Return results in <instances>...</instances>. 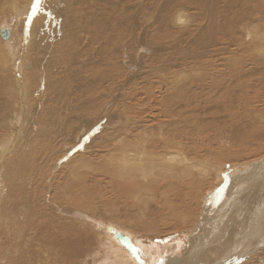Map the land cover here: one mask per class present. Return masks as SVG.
Listing matches in <instances>:
<instances>
[{
  "label": "bare ground",
  "instance_id": "bare-ground-1",
  "mask_svg": "<svg viewBox=\"0 0 264 264\" xmlns=\"http://www.w3.org/2000/svg\"><path fill=\"white\" fill-rule=\"evenodd\" d=\"M0 17V223L11 222L0 263L10 253L15 264H48V246L62 242L71 264H264V0H0ZM72 107L83 108L71 115L85 131L54 170L83 153L69 177L94 165L116 180L106 184L120 186L125 206L134 202L122 211L142 223L139 238L175 235L179 257L164 245L162 261L126 231L72 213L77 192L59 233L48 212L5 209L2 201L27 193L19 179L36 173L45 138L66 121L59 110L68 121ZM98 139L116 144L109 157L87 156Z\"/></svg>",
  "mask_w": 264,
  "mask_h": 264
},
{
  "label": "rangeland",
  "instance_id": "rangeland-1",
  "mask_svg": "<svg viewBox=\"0 0 264 264\" xmlns=\"http://www.w3.org/2000/svg\"><path fill=\"white\" fill-rule=\"evenodd\" d=\"M2 1V0H1ZM12 3H14L13 1H12ZM4 9V10H3ZM2 10V12H4L3 13V16H5V18H8L9 17V14L8 13H10V12H8V9L6 8V11H5V8H2L1 9ZM10 16H11V14H10ZM8 19H6L5 21H7ZM22 20V18H20V21ZM1 21H3V18H1L0 17V24L2 23ZM8 22V25H10V21H7ZM7 25V24H6ZM0 27H1V25H0ZM32 105H33V102L31 103ZM32 107V106H31ZM91 108L92 106H87L86 108ZM48 108V106H44V107H42V110H46ZM53 108H55V107H53ZM74 107H72L70 110H69V115H70V119L67 121V119H68V114L65 112V111H60L59 109V117H60V119L61 120H63V119H66V121H57L58 123H59V126H57L55 129H56V131H58V130H60V131H63L64 129H69V131L68 132H60L59 131V133H54L53 135H51V137L49 138V139H46L45 138V140H46V144H47V146H46V150H45V152L43 153V155L39 158V160L36 162V166L38 167L37 168V170H36V173L34 174L35 175V177H34V175H32V172H30V170H29V173L31 174V176L30 175H28L25 179H23V178H21V179H19V180H25L26 181V185H27V189H26V191H27V193H25V195H13V196H11L10 198H8L7 199V201L4 203V201H2V204H5V209H10V210H13L14 209V205H13V203H17V204H19V207L18 208H20V209H25V211L27 210V208L29 207V211L27 210L26 211V213H28V215H29V217L30 216H32L33 214L34 215H41V214H43V215H46L47 216V214H48V216L47 217H49L50 218V220L49 221H51V222H53V224H54V226L53 225H51L50 226V228H51V230L50 231H54L56 228L58 229H56L55 231L57 232V233H59L61 230H65L66 228H58V227H56L57 225H59V226H68L69 225V219H63L62 220V215H63V212H64V210L62 209L64 206L66 207V206H70L71 204H72V200H71V196L73 195V193H76L75 195L77 196L78 194H79V200H80V208H73V210H72V213H81V214H84V215H86V217L88 218V219H93V220H95L96 222H98L99 224H101L102 226L100 227V225H98V228L99 229H101L102 227H103V229H105V228H111V229H113V230H116L117 232L118 231H126L127 232V234H128V236H129V242L132 244H134V241H138V240H140L141 241V245L144 247V249L146 250L147 248H149V249H153V250H155V249H157L158 250V255H159V258H160V260H164V258H162V256H161V254H162V252L165 250V248L166 247H164V245H168V248H169V246L171 247V245H172V251H170V253H172L173 254V256L174 257H179V254H180V250H178L177 251V249L178 248H180V247H178L177 246V243H176V241L175 240H173V239H175V238H177V236H175V235H173V236H169V237H158V236H155V235H152V237L153 238H151V236H150V238H148L149 240H143V239H140L139 238V236H141V235H139V234H137V232H136V230L137 231H140V229H141V224L142 223H139L134 217H132L131 219H129L128 217H127V215L126 216H124L123 214H124V212L122 211L125 207H128V206H133L134 207V202L132 201V200H130V201H128V202H126L128 205L127 206H125L123 203L125 202V200H122V197L121 196H119V191H120V186L119 185H117V187L116 188H118V189H115V190H113L112 189V187H110V186H112V184H115V183H117V181L116 180H112V178L111 177H109V176H107V175H103V174H100V175H98L97 173H96V169L95 170H92V169H90V167H92V166H94V165H92V166H86L85 167V169H82V175H80L79 176V179H77L76 178V180H73V179H71L70 177H69V174L72 172V167H73V169L75 168V166L77 165V163L80 161V158H81V156L83 155V153H79V154H77L75 157H77V159H75V157H74V160H72L71 162H68L65 166H63L62 168H59V170L57 169V170H54V165H55V162H56V160H57V157L59 158L65 151H66V149L67 148H69V147H71V146H76L75 145V140L74 141H72V137H73V135H77V136H80V133L82 132L83 133V130L85 131V129L83 128L84 127V125H83V127H81L80 126V123L79 122H81V121H79L78 122V120H74V121H72L73 120V117H72V115L71 114H73L74 112H76V113H79V110H83V108L82 107H77V108H74ZM85 108V109H86ZM122 108H124V106H122V105H119V106H116V107H113V109H115V111L119 114L120 113V111L122 110L123 111V109ZM31 109V108H30ZM29 109V107L27 108V106L25 105V109H24V112H25V115L27 114V110H30ZM57 109V108H56ZM99 110V112H100V108H98ZM72 110H74L73 112H72ZM77 110V111H76ZM61 112L63 113V114H61ZM85 112V111H84ZM85 113H88V112H85ZM122 113V112H121ZM120 113V114H121ZM123 114V113H122ZM65 115V116H64ZM89 115V114H88ZM94 116L95 115H93L92 116V118H94ZM127 116V115H126ZM96 117V116H95ZM71 120V121H70ZM80 120V119H79ZM96 120V119H95ZM95 120H92V121H95ZM106 120L107 119H104V121L106 122ZM148 121V120H147ZM57 122H55L56 124H57ZM67 122V123H66ZM77 122V123H76ZM66 123V124H65ZM68 124H69V126H68ZM77 124V125H76ZM71 125V126H70ZM148 125H150V123L149 124H147V126ZM62 126V127H61ZM76 126V127H75ZM2 127V126H1ZM59 127V128H58ZM68 127H70V128H68ZM73 127H74V131H72L73 130ZM77 127H79L78 129H76ZM50 129H51V131L52 132H55V129H54V127H50ZM54 130V131H53ZM152 131H154L153 129H152ZM72 132V133H71ZM112 132V131H111ZM99 132H97V134H98ZM148 134H149V132H148ZM62 135V136H61ZM66 137V139H65V137ZM117 136V135H116ZM53 137V138H52ZM60 137V138H59ZM94 137H96V136H94ZM114 137H115V135H114ZM58 138V139H57ZM68 139H70V140H68ZM52 140V141H51ZM61 141V143H59L60 141ZM67 140V141H66ZM70 141V142H69ZM51 143H53L54 144V147H53V144H51ZM59 143V144H58ZM110 143V144H109ZM106 142L105 144H102V143H100V139H98L95 143H92L91 144V146L89 147V149L91 150V152H90V150L88 149V153H87V156L89 155H92L93 157L95 156L96 158H99L100 156V158H107V157H109V155L108 156H106L105 157V155H104V153L106 152V150H108V146H109V149L110 148H112V147H114V145H116L115 143H113L112 144V147L110 146L111 145V143L112 142ZM109 144V145H108ZM58 145V146H57ZM63 148H62V147ZM78 146V145H77ZM97 147V148H96ZM102 148H103V150H102ZM65 149V151H63ZM77 149V148H76ZM106 149V150H105ZM96 150V151H95ZM102 151V152H101ZM96 152V153H95ZM98 152H99V154H98ZM55 154V155H54ZM101 154V155H100ZM51 156V157H50ZM57 156V157H56ZM88 156V157H89ZM91 156V157H92ZM98 156V157H97ZM102 159H99L100 161L102 160ZM42 160V161H41ZM44 161V162H43ZM89 163H91L92 164V162H89ZM73 164V165H72ZM72 166V167H71ZM96 166H97V164H96ZM42 168V169H41ZM93 168H95V166L93 167ZM35 168H33V170H34ZM40 170V171H39ZM51 171H52V174H51ZM93 172L95 173V174H93ZM39 173V174H38ZM38 174V175H37ZM51 174V177L49 176ZM95 175H96V177H95ZM30 176V177H29ZM83 176V177H82ZM91 176V177H90ZM105 177V178H104ZM106 177H108V178H106ZM41 178V179H40ZM70 178V179H69ZM81 178V179H80ZM103 178H104V180H103ZM109 178H111V180H112V184L110 185V184H106L108 181H109ZM28 179V180H27ZM50 180H52V181H50ZM85 180V182L84 183H81L82 181H84ZM89 180V181H88ZM33 181H34V184H33ZM41 181H43V182H41ZM73 181H74V184H73ZM78 181V182H77ZM79 181H81V182H79ZM32 182V183H31ZM37 182V183H36ZM55 182V183H54ZM93 182V183H92ZM99 183V186H98V183ZM102 182V183H101ZM27 183H29V184H27ZM55 185H54V184ZM77 183V184H76ZM95 183V184H94ZM103 183L104 184H106V185H103ZM48 184V185H47ZM76 184V185H75ZM78 184H80L79 186H78ZM84 184V185H83ZM85 184L88 186H85ZM102 184V186H100ZM107 185H109V186H107ZM51 188H50V187ZM82 186V187H81ZM32 187V188H31ZM49 187V188H48ZM77 187V188H76ZM79 187V188H78ZM85 187H86V190H85ZM90 187V188H89ZM94 188V189H91V188ZM97 187V188H96ZM104 187V188H103ZM107 187V188H106ZM48 188V189H47ZM75 188V189H74ZM101 190H100V189ZM88 189H89V191H88ZM105 189V190H104ZM107 189V190H106ZM28 190H31L30 192L28 191ZM50 190H51V192H50ZM54 190V191H53ZM64 190V191H63ZM72 190V191H71ZM75 192H74V191ZM102 190H104V191H102ZM71 191V192H70ZM80 191V192H79ZM105 191H106V193H105ZM118 191V192H117ZM35 192V193H34ZM44 192H46V193H44ZM95 192V193H94ZM107 192H109V193H107ZM90 193H91V195H90ZM105 193V194H104ZM112 193V194H111ZM114 193H115V195L117 194V196H115L114 195ZM50 195L49 197H48V195ZM96 194V196H94ZM98 194H99V196H102L103 195V197L101 198H99V196H98ZM169 194V193H168ZM45 195V196H44ZM64 195V196H63ZM63 196V197H62ZM105 196V197H104ZM160 196V195H159ZM158 196V197H159ZM42 197H44V200H45V202H43L44 200H42ZM120 197V198H119ZM161 197V196H160ZM36 198V199H35ZM85 198V199H84ZM96 198H99V200L98 199H96ZM161 199H162V197H161ZM21 200H25V201H27V203L26 202H22ZM34 200V201H33ZM36 200V201H35ZM83 200V201H82ZM84 200H86V201H84ZM95 200V201H94ZM102 200V201H101ZM112 200V201H111ZM34 203H33V202ZM42 201V202H41ZM70 201V202H69ZM92 201V202H91ZM68 202L70 203V204H68ZM89 202H91V204H89ZM94 202H97V203H94ZM110 202V203H109ZM50 203V204H49ZM52 203H54V205L52 204ZM82 203V204H81ZM93 203V204H92ZM45 204V205H44ZM63 204V205H62ZM85 204V205H84ZM97 204V205H96ZM27 205V206H26ZM87 205V206H86ZM95 205V206H94ZM104 205H108V206H104ZM42 206H43V208H42ZM47 206V207H46ZM51 206V207H50ZM88 207V208H86V207ZM94 206V207H93ZM26 207V208H25ZM46 207V208H45ZM103 207H107V208H103ZM13 208V209H12ZM47 208H50L49 210H52L51 212H52V214H50V211L47 209ZM84 208V209H83ZM86 208V209H85ZM97 208V210L98 211H96L95 209ZM115 208L116 209H118L119 210V213L118 212H115ZM37 209V210H36ZM41 209H43V210H41ZM48 211H47V210ZM58 209V210H57ZM89 209V210H88ZM90 209H92V210H90ZM45 210V211H44ZM81 210V211H80ZM86 210H88L87 212H85ZM95 210V211H94ZM7 212L9 211V210H6ZM40 211V212H39ZM85 213H84V212ZM10 212H12V211H10ZM33 212H35V213H33ZM41 212H44V213H41ZM46 212H48V213H46ZM56 212L57 214H58V212H59V214L57 215L56 213V215L54 214V213ZM94 212V213H93ZM33 213V214H32ZM46 213V214H45ZM61 213V214H60ZM90 213V214H89ZM92 213V214H91ZM99 213V214H98ZM54 214V215H53ZM98 214V215H97ZM5 214H3V216H4ZM20 215V214H19ZM55 216L54 218H52L53 216ZM90 215H92V217L90 216ZM96 216V217H95ZM101 216V217H100ZM117 218H116V217ZM58 217V218H57ZM94 217V218H93ZM126 218V220H125V222H124V220H123V218ZM61 219V221H59L60 219ZM53 219H54V221H53ZM58 219V220H57ZM4 220V221H3ZM65 220V221H64ZM56 221V222H55ZM62 221H64V222H62ZM59 223H61V224H59ZM65 225H64V224ZM124 223H125V225H124ZM90 224V223H89ZM131 224H133L134 225V227L135 228H130V225ZM11 225V222L10 221H8L7 219H2V222L0 223V238H1V236H2V234H3V232L4 231H6L7 229H8V226H10ZM91 225V224H90ZM104 225V226H103ZM110 226V227H109ZM55 227V228H54ZM53 228V229H52ZM155 227H152L151 229H154ZM156 229V228H155ZM60 230V231H59ZM108 232H106V233H108V234H112V235H114L115 233H117V232H112V231H109V230H107ZM122 233V232H121ZM107 234V235H108ZM132 234V235H131ZM134 234V235H133ZM139 235V236H138ZM61 236H63V234L61 235ZM137 238H136V237ZM143 236H145V232L143 233ZM133 237V238H132ZM155 237V238H154ZM158 237V238H157ZM69 238H70V236H65L64 237V240L65 239H67V240H69ZM132 238V239H131ZM135 238V239H134ZM48 240H50V239H48ZM51 240H57V238H54V239H51ZM107 240V242H108V240L109 241H111L109 238H107L106 239ZM106 242V241H105ZM180 242H182V240L180 241ZM62 243V242H61ZM61 243H57V242H54V243H51L49 246H48V249H47V252H49V253H54V251H55V253L56 254H52V256L50 257V260H49V262H48V264H67V263H69V264H71L70 262H72V260L69 258V255L67 254V250H66V248L64 249V247L61 245ZM108 243H111L112 244V242H108ZM175 243V244H174ZM110 244V245H111ZM174 244V245H173ZM109 245V246H110ZM113 245V244H112ZM163 245V246H162ZM181 245H182V243H181ZM147 246V247H146ZM157 246V247H156ZM176 246V247H175ZM111 247V246H110ZM160 249H159V248ZM162 248H164V250L162 251ZM171 248L169 249V250H171ZM167 249V248H166ZM29 250H31V248L29 249ZM174 250V251H173ZM175 251H176V253H175ZM177 252H178V254H177ZM133 253V252H132ZM86 253H82V256H81V258H76L78 261L79 260H81V262H83L85 259H86V255H85ZM175 254V255H174ZM9 255H10V260L8 261V263H6V264H10V263H16L20 258H18V257H14V256H12L10 253H9ZM6 256V254H4V252L2 253V254H0V259H3L4 257ZM58 256H65L64 257V259H62V260H60V259H58ZM245 258V257H244ZM244 258H243V260H244ZM83 260V261H82ZM90 260V261H89ZM89 260H87L86 262L87 263H91V264H94L93 262H92V259H89ZM135 261H137L136 259H134ZM60 261V262H59ZM61 261H62V263H61ZM41 262H45V260H44V258L42 257L41 258ZM86 263V264H87ZM0 264H5V262L4 263H0ZM138 264V263H137ZM259 264H261V262L259 263Z\"/></svg>",
  "mask_w": 264,
  "mask_h": 264
},
{
  "label": "snow or ice",
  "instance_id": "snow-or-ice-1",
  "mask_svg": "<svg viewBox=\"0 0 264 264\" xmlns=\"http://www.w3.org/2000/svg\"><path fill=\"white\" fill-rule=\"evenodd\" d=\"M40 3V0H36V4L39 5ZM29 22H30V19H29Z\"/></svg>",
  "mask_w": 264,
  "mask_h": 264
},
{
  "label": "water",
  "instance_id": "water-1",
  "mask_svg": "<svg viewBox=\"0 0 264 264\" xmlns=\"http://www.w3.org/2000/svg\"><path fill=\"white\" fill-rule=\"evenodd\" d=\"M3 37H5V35L3 36ZM102 229V228H101ZM113 232V231H112Z\"/></svg>",
  "mask_w": 264,
  "mask_h": 264
}]
</instances>
